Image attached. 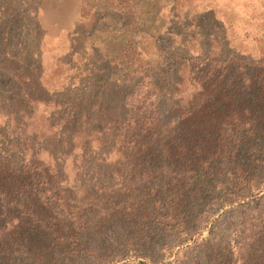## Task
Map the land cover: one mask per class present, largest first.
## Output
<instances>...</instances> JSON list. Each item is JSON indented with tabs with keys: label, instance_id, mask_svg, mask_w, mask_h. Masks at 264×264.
I'll list each match as a JSON object with an SVG mask.
<instances>
[{
	"label": "trees",
	"instance_id": "16d2710c",
	"mask_svg": "<svg viewBox=\"0 0 264 264\" xmlns=\"http://www.w3.org/2000/svg\"><path fill=\"white\" fill-rule=\"evenodd\" d=\"M1 1L0 264H177L191 241L209 250L193 264H264V218L244 217L264 202V57L195 26L197 54L133 43L54 98L22 48L24 0Z\"/></svg>",
	"mask_w": 264,
	"mask_h": 264
},
{
	"label": "rangeland",
	"instance_id": "374dc122",
	"mask_svg": "<svg viewBox=\"0 0 264 264\" xmlns=\"http://www.w3.org/2000/svg\"><path fill=\"white\" fill-rule=\"evenodd\" d=\"M21 3V8L29 10V17L17 23L20 33L27 38L22 48L39 56L42 82L54 98L72 96L67 89L85 82L87 70L101 67L107 54H131L133 43L149 44L146 54L150 55L172 49L171 42L177 44L182 39L189 42L191 54H197L198 42L192 39L195 26L204 25L215 36L224 34L230 46L245 57L254 60L264 57V0H24ZM3 4L0 0V6ZM158 41L160 48L156 46ZM95 47L103 56L96 54ZM119 69H114V76L121 77L129 71L125 65ZM106 180L99 181L108 186L110 182ZM252 210L244 216L246 222L258 223L259 215L264 218V202L256 209L260 210L258 215ZM89 211L93 214L95 210ZM206 216L210 221L217 220L218 228H244L241 214L233 210L216 213L208 210ZM208 233V229L203 232L206 236ZM175 249L180 250L179 254L165 262L178 259L177 264H193L206 258L209 252L208 247L193 241ZM138 262L125 258L114 264Z\"/></svg>",
	"mask_w": 264,
	"mask_h": 264
}]
</instances>
